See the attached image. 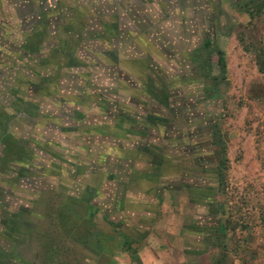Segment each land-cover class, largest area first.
I'll return each instance as SVG.
<instances>
[{"label":"rangeland","instance_id":"rangeland-1","mask_svg":"<svg viewBox=\"0 0 264 264\" xmlns=\"http://www.w3.org/2000/svg\"><path fill=\"white\" fill-rule=\"evenodd\" d=\"M260 1L0 0V264H264Z\"/></svg>","mask_w":264,"mask_h":264},{"label":"trees","instance_id":"trees-1","mask_svg":"<svg viewBox=\"0 0 264 264\" xmlns=\"http://www.w3.org/2000/svg\"><path fill=\"white\" fill-rule=\"evenodd\" d=\"M264 5V0L260 1L259 5H258V8L261 9V7ZM203 49L208 56H211V53H215L216 57H217V66H218V69H219V72L222 74V76H224V72H225V59H224V53L223 51L219 50V49H213L212 48V44L210 42V39H205V42L203 43ZM209 59V58H208ZM209 62V60H208ZM258 70L263 72L264 71V57L259 59L258 60ZM131 114V112L129 113ZM145 121H147L148 124H152V125H155V130H156V133H157V123L153 122V123H150L151 121L147 120L145 117H144ZM149 121V122H148ZM225 161V160H224ZM224 161H222V168L225 167V163ZM122 243L124 245V247L130 251V252H135L137 247H136V241L126 235H123L122 234Z\"/></svg>","mask_w":264,"mask_h":264},{"label":"crops","instance_id":"crops-1","mask_svg":"<svg viewBox=\"0 0 264 264\" xmlns=\"http://www.w3.org/2000/svg\"><path fill=\"white\" fill-rule=\"evenodd\" d=\"M138 199V201H136V200H134V201H136V202H139V203H142V204H146L147 202L149 203V202H153L154 201V208L152 209V210H148V214L147 213H143L142 212V218H138L137 220H136V223H140V226L142 225V223L143 222H146V221H148V220H150L151 222H153L154 221V219H155V216H156V211H157V209H158V207H157V205H155V203H158V200H155V199H152V198H147V199H143V197L142 196H140V197H138L137 198ZM150 211V212H149ZM149 227V226H148ZM148 227H146L145 226V228L143 227V230L142 231H145L146 230V228H148ZM153 230V228H151V230H150V232H149V235L147 236L148 238L151 236V234H152V231ZM140 233H141V230H140ZM139 232H136V233H123V235H126V236H128V237H130V238H132V239H134L135 241H136V247H137V249H136V251L135 252H130V251H128L125 247H124V245H123V243H122V245H123V247L128 251V252H130L131 254H135V253H139V252H142V249H141V240H142V234H140ZM152 237H150L149 239H151ZM149 249H151L152 250V248L150 247Z\"/></svg>","mask_w":264,"mask_h":264}]
</instances>
